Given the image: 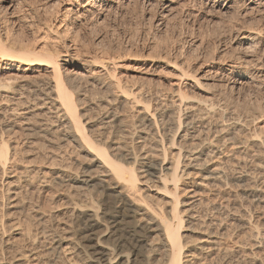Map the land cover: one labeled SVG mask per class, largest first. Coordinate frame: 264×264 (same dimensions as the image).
<instances>
[{
  "label": "rangeland",
  "instance_id": "374dc122",
  "mask_svg": "<svg viewBox=\"0 0 264 264\" xmlns=\"http://www.w3.org/2000/svg\"><path fill=\"white\" fill-rule=\"evenodd\" d=\"M55 1L0 0L2 43L5 42V35L12 33L14 37L26 40L27 47L34 43L38 50L48 48L58 58L61 68L70 69L64 62L68 56H61L60 52L64 51L77 50L81 55L103 53L112 57L108 67L114 71L115 80H120V88L111 84L114 79L102 68L98 69L103 75L100 73L95 82L81 77L66 82L84 130L92 136L104 134L108 142L109 139H116L123 142L126 148L140 153L136 137L141 134L139 129L142 126L137 120L138 110L141 111V106H144L158 123V132L151 133L146 141V146L153 152L156 150L155 140L161 139L166 131V136L175 134L179 127L168 124L169 128L162 131L161 121L170 123L172 116L182 119L189 115L192 125L202 130L204 138H208L204 139V151L209 149L207 146L211 142L220 151L207 162V166L218 164L223 170V177L210 181L213 183H209V187L203 186L204 192L196 196L200 197V201L194 204L191 193L180 192L179 209L183 211L189 207L194 216L187 219L184 212L181 227L184 239L187 236L186 239L196 240L204 235L203 229L207 226L217 230L220 225L224 232L218 235V244L220 247L228 245L231 251L219 250L217 254L207 255L200 264H254L245 255L246 251L254 254L253 257L259 255L260 262L264 261V253L250 252L253 249L248 244L246 229L237 230L231 218L232 214L242 213L243 218L258 225L264 233V209L249 194L252 186L264 183V83H260L258 78V81L239 89H231L224 83L225 75H235V68L230 73L228 68L238 62L241 52L237 45V31L257 29L264 37V16L243 14L235 9L218 12L202 8L195 0H188L185 7L178 6L166 18H159V8L154 0L147 3L143 0H115L112 9L103 18L95 21L91 18L93 16L88 15L80 23H72L73 14H66L63 9L59 11L61 3ZM47 25L51 26L50 29ZM254 54L264 61V53L256 51ZM4 65V61H0V68ZM180 71L199 77L200 83L184 79L179 76ZM6 77L0 75V144L5 146L6 143L9 148L16 146L11 154L17 155L13 161L0 166V259L8 258L25 243L23 234L29 229L30 237L40 245L39 252L43 254L39 264H89L79 255H57L50 249L52 234L68 222L67 196L73 193L64 186L46 182L60 167L66 166L72 173H79L86 165L84 162H88V157L66 139L63 117L50 110L49 100L44 99L40 85L20 86L18 81ZM178 79L186 83L180 105L176 93L171 91V83ZM8 83L16 87L14 92L2 90V85ZM121 94L130 99L129 102ZM108 99L113 101L111 107L120 105L117 113L123 119L124 130L116 128L114 133V128L103 129L105 111L110 107L105 103ZM23 110L29 112V122L35 123L36 129L31 134L20 127L21 117L17 113ZM109 130L111 133L108 136ZM186 138L175 139L183 146V152L193 145V141ZM149 158L161 162V156L154 154ZM147 192L152 204L164 208L168 206L165 198ZM72 196L76 198L77 194ZM226 198L235 201L236 206H240V212L224 208ZM240 239H244L246 247H235V242ZM159 256V251L154 254L155 261ZM263 261L259 264H264Z\"/></svg>",
  "mask_w": 264,
  "mask_h": 264
},
{
  "label": "bare ground",
  "instance_id": "6f19581e",
  "mask_svg": "<svg viewBox=\"0 0 264 264\" xmlns=\"http://www.w3.org/2000/svg\"><path fill=\"white\" fill-rule=\"evenodd\" d=\"M143 1L147 3L152 0ZM154 1L159 8V18H166L176 7L182 8L185 7V3H188L186 2L188 0ZM195 1L197 2L196 4L203 6L202 8L216 9L218 12L235 9L243 14L257 13L264 16V0ZM55 2L57 4L61 3L62 8L59 11L63 9V12H67L66 14H73L72 21L70 20L72 23H80L84 18L87 19L88 15L93 16L91 18L95 19V21L103 18L112 9L115 0H86L85 2L84 0H56ZM74 6L77 7L74 9ZM62 26L68 27L66 24H62ZM50 27L47 25V28L50 29ZM262 35L257 29H239L237 31V45L241 52L238 57L236 56L238 62L236 64L233 63L232 67L228 68V73L235 68V75H225L224 83L226 87L239 89L245 84L258 81L259 79L260 83H264V61L260 56L257 57L256 53L254 54L256 51L264 53V37ZM27 44L26 40L14 37L12 33L5 35L4 43L0 40V61H4L5 64L0 68V75L3 74L13 79V81H18L21 83L20 86L24 84L42 86L41 88L39 87V90L43 94L44 99L49 100L48 104L51 108L49 109H53L63 117L61 120L62 126L66 129V139L82 150L88 157V162H84L86 165L79 173H72L64 166L52 172L49 180L46 179V182L48 181L50 185L64 186L71 189L72 191L70 192L73 194H77L76 198L72 196L73 194H68L67 196L66 203L69 207L70 217L68 222L64 223L61 228L56 229L52 234L50 239L52 247L50 249L57 255H79L84 260H87L89 264H200L203 263L207 255L217 254L219 250L221 252L231 251L228 245L220 247L218 244L220 243L218 242L219 236L224 232L223 227H220V225L217 230H213L206 224L207 227L203 229L205 233L197 238L198 242H194L197 240L196 238V240L186 239L187 236L184 239V235L181 233L184 212L187 215V219L194 216L190 212L191 209L189 207V211L187 208L183 211L179 209L180 192L191 193L190 197L193 198L191 202L194 204L195 201H200V197L197 198L196 196L204 192L203 186H208L209 183H213L223 177V170L218 164L213 167L207 166V162L215 157L216 154H220V151L217 150L214 142L209 144L212 147L207 146L209 149L204 151V139L208 138H204L202 130H198L193 126L194 124L192 125L189 115H185L182 119L172 116L170 123L161 121L163 122L161 124L162 131L169 128L168 126L170 125L168 124L179 125V127L175 134L166 136V131L161 139L155 140L156 150H153V152L152 148L150 149L149 146H146V143H148L146 141L150 138L151 133L158 132V123L144 106H141V111L138 110L137 120V123L140 122L142 126L139 129L141 134L136 137L138 139L137 142H139L138 150H140V153H137L132 148H126L123 142L116 141V139H109L108 142V139H104V134L92 136L84 130L66 82L71 78L75 79L77 77L95 82L100 78L101 70H104L105 74L114 79L111 84L120 88V80H115L114 71L108 67L113 60L112 57L104 56L103 53L101 55L96 53L81 55L77 50L64 51L60 53L61 56H68L64 62L70 69L67 67L61 68L58 58L54 57L48 48L38 50L36 44L32 43L29 47H27ZM78 63H80V66ZM179 76L184 79H190L195 84L200 83L199 77L192 76L188 71H180ZM171 84L173 87L171 91L176 93L177 101L180 105L182 103L181 94L184 93L183 89L186 83L178 79ZM15 89L16 87L9 85V83L2 85L3 91L10 90L14 92ZM40 97L42 98V96L38 98ZM124 98L125 101L129 102L130 99ZM111 102L113 101L109 102L108 99L105 103L110 104ZM119 106L111 107L110 104V107H107L102 122L103 129L111 127L114 128L113 131L115 133L117 129L120 130L125 127L122 123L123 119L119 118L117 113ZM17 114L21 117L20 127L26 133H33L36 127L34 126L35 123L29 122V112L23 110ZM107 132L109 136L110 130ZM115 135H119V133ZM186 137L193 141L191 142L193 145L183 152V146L179 142L176 143L175 139L183 140ZM9 145L12 144L9 143ZM152 145L151 143L150 146ZM13 150H16V146L12 145L9 148L6 143L5 146L0 144V166H4L6 162H11L15 159L17 153L11 154ZM210 152L211 155H209ZM152 153L157 155V157L161 156V162L157 161V159H150L149 156H153ZM225 176L227 178V175ZM181 183H183L182 186ZM252 187L249 189V194L264 209V183ZM147 191L152 195L161 197V199L165 198L168 206L164 208L152 204ZM224 202V208L239 211L238 207L240 206H236L237 203L235 201H230L226 198ZM231 218L237 230L246 229L247 232L245 233H248L247 236L249 238L248 244L253 249V251L250 249V252H256V254L264 253V233L259 226L248 222L242 217V213L235 216L232 214ZM29 233V229L26 233L24 232L25 243L12 252L8 258L0 259V264H39L42 262L41 257L43 254L41 255L39 252L40 245L34 242ZM243 241L244 239L236 241L235 247H246V243ZM158 251L160 256L158 261H155L157 259H154L153 256L158 254ZM204 253L206 255H203ZM219 255L221 254L217 256ZM245 255L254 264H259V255L255 256V258L253 257L254 254H249L247 251Z\"/></svg>",
  "mask_w": 264,
  "mask_h": 264
}]
</instances>
